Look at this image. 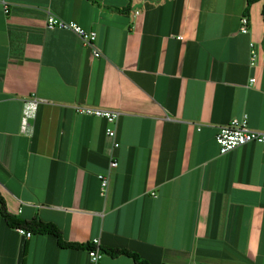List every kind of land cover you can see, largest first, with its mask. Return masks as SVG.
I'll return each instance as SVG.
<instances>
[{"label": "crops", "instance_id": "0c3cea01", "mask_svg": "<svg viewBox=\"0 0 264 264\" xmlns=\"http://www.w3.org/2000/svg\"><path fill=\"white\" fill-rule=\"evenodd\" d=\"M246 2L0 0L7 212L148 264H264V142L220 154L215 140L218 126L243 114L264 132V0L247 14ZM48 14L95 31L101 55L71 31L48 29ZM31 96L40 101L24 132ZM76 105L119 112L114 138ZM16 229L0 214V264H93L87 249ZM99 264L138 263L102 251Z\"/></svg>", "mask_w": 264, "mask_h": 264}, {"label": "built area", "instance_id": "2783aa9c", "mask_svg": "<svg viewBox=\"0 0 264 264\" xmlns=\"http://www.w3.org/2000/svg\"><path fill=\"white\" fill-rule=\"evenodd\" d=\"M5 7V6H4ZM5 12L7 9L5 8ZM137 13V12H136ZM45 26L48 29H61L68 30L77 35L85 46H88L92 50V54L95 57L100 56V51L95 45L96 32L93 30H86L77 23L73 21H67L54 16L53 14H48L45 19ZM249 26V19L247 15H243L240 18V32L247 33ZM179 36L178 38H180ZM256 61V51L253 47V43H250V65L253 66ZM250 84L255 82V77L249 79ZM39 99L35 96L24 101L22 117H21V130L26 132L30 129V121L35 118L36 110L38 108ZM76 113L84 114L93 117H99L105 121V134L108 137L114 138L115 136V124L119 115V112L104 108H96L89 106H74ZM215 140L219 148L220 154H226L244 144L250 142L263 143L264 142V132L253 130L248 127L247 116L243 114L241 117L232 118L229 122L218 126L217 133L215 135ZM114 147H118L119 144L114 142ZM109 166L111 168L117 166V161L112 159ZM100 180V195L104 196L107 192L108 178L105 175L98 176ZM17 232L25 238H30L32 233L24 228L17 227ZM88 255L90 261L93 264H99L102 257V251L98 246V241L94 240L92 247L88 249Z\"/></svg>", "mask_w": 264, "mask_h": 264}, {"label": "trees", "instance_id": "16d2710c", "mask_svg": "<svg viewBox=\"0 0 264 264\" xmlns=\"http://www.w3.org/2000/svg\"><path fill=\"white\" fill-rule=\"evenodd\" d=\"M256 0H247L246 7H245V14H247L249 6L252 2ZM262 17L264 21V3L262 7ZM0 214L1 217L6 221V223L9 226L12 227H21L26 230L31 231L33 234H48L53 236L56 239L57 244L60 247H69L73 249H90L92 247V243L86 242V243H69L63 240L60 230L52 223L50 222H44L38 218H33L31 220H21L20 218L11 215L7 212L4 201L0 198ZM100 249L106 253H109L110 255H126L130 258H132L134 261H136L138 264H148L140 257L127 249H121V248H104L100 247Z\"/></svg>", "mask_w": 264, "mask_h": 264}]
</instances>
